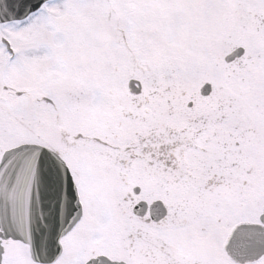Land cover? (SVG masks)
Segmentation results:
<instances>
[{
	"label": "snow or ice",
	"instance_id": "1",
	"mask_svg": "<svg viewBox=\"0 0 264 264\" xmlns=\"http://www.w3.org/2000/svg\"><path fill=\"white\" fill-rule=\"evenodd\" d=\"M0 264H264V0H0Z\"/></svg>",
	"mask_w": 264,
	"mask_h": 264
}]
</instances>
